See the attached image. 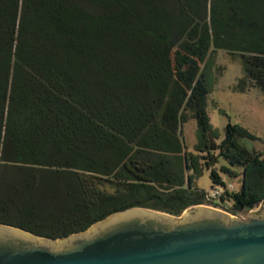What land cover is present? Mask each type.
Returning <instances> with one entry per match:
<instances>
[{"label": "trees", "instance_id": "trees-1", "mask_svg": "<svg viewBox=\"0 0 264 264\" xmlns=\"http://www.w3.org/2000/svg\"><path fill=\"white\" fill-rule=\"evenodd\" d=\"M106 34L108 71L93 48ZM218 49L242 62L235 89L264 91V0H0V223L60 238L131 207L181 215L207 203L238 214L264 201V152L245 142L259 137L229 121L217 142L210 124ZM24 52L41 112L72 114L71 97L78 98L71 92L79 77L65 66L56 76L52 56L87 80L69 134L68 125L44 123L43 131L27 124L9 136L14 69ZM192 118L196 152L184 135ZM205 168L212 188L226 187L218 200L194 184ZM220 171L241 176L240 188Z\"/></svg>", "mask_w": 264, "mask_h": 264}, {"label": "water", "instance_id": "water-1", "mask_svg": "<svg viewBox=\"0 0 264 264\" xmlns=\"http://www.w3.org/2000/svg\"><path fill=\"white\" fill-rule=\"evenodd\" d=\"M260 204L248 218L205 204L181 215L131 207L60 238L0 223V264H264Z\"/></svg>", "mask_w": 264, "mask_h": 264}, {"label": "rangeland", "instance_id": "rangeland-1", "mask_svg": "<svg viewBox=\"0 0 264 264\" xmlns=\"http://www.w3.org/2000/svg\"><path fill=\"white\" fill-rule=\"evenodd\" d=\"M42 1L47 2L48 0ZM200 9H202L201 6L198 11H200ZM33 24L34 20L29 24V28H33ZM24 31H26V28ZM24 31L22 32V37L24 35ZM107 35L109 36V34L95 36L93 38V48H97L96 51L99 55L98 58L105 65V70L108 71L113 64V57L109 49V42H107ZM215 55L216 64L210 74L209 82L211 91L208 95L207 101V111L211 127L216 135L215 140L220 142L224 138L227 123L231 121L232 123H239L243 125L259 137L257 140L246 139L245 142L250 148L262 150L264 152V91L257 87H251L246 91H239L235 89V85L238 80L244 75L243 65L240 58L238 56L231 55L228 51L223 49L215 51ZM52 58L56 76L58 74L64 75L65 66L67 67L66 70H68L70 76H73V78L79 77L78 87H75V90L71 92V96L78 97H71L73 103L75 104L72 114L68 113V111L63 112L56 107H52V109L47 112H44L43 106L42 112L38 110V108L41 107L42 102H39V100L37 101L35 92H32L29 87L32 81L37 83L35 80L37 78L28 70L24 52L23 57L17 59L14 69L8 122V130H11L9 136L17 138L19 135L18 131L22 130V127L24 128L27 124L28 125L26 127H32L35 130L41 129L43 131L41 126H43L44 123H49V127L52 125L55 129L62 128V130L63 125H68L64 133L66 134V132H68L69 134V131H67L68 128L72 127V125H75L77 122V117L80 112L79 97L84 94L88 87V82L84 79L80 72H77V70L74 69L73 65H68V63L63 59L60 61V59L57 60L54 56H52ZM96 69L98 68H93V70ZM55 74L53 75L54 77ZM49 76L47 77V80H53V76ZM37 87L38 89L41 88L39 85ZM69 87L71 90L73 89L72 86L69 85ZM184 135L187 149L189 151L196 152L195 145L198 141V123L195 118L190 119L185 124ZM23 159L25 162L33 161L26 157ZM225 163V160L220 158L216 163V166L220 170L221 166ZM221 174L224 179L228 183H232L236 189L240 188L242 183L241 176H230L223 172H221ZM194 184L198 188L210 191L213 185L210 177V169L205 168L202 172L195 174ZM205 205L214 206L213 204L207 203ZM221 206L223 207V205ZM222 207L218 208L227 211ZM260 207L261 204L259 203L256 207L250 210H245L234 215L241 218H248L251 210H259Z\"/></svg>", "mask_w": 264, "mask_h": 264}, {"label": "built area", "instance_id": "built-area-1", "mask_svg": "<svg viewBox=\"0 0 264 264\" xmlns=\"http://www.w3.org/2000/svg\"><path fill=\"white\" fill-rule=\"evenodd\" d=\"M232 185H228L227 187H231ZM226 190V187L223 186V185H218V186H215L214 188H212L208 194V199L210 200H218L222 195L223 193L225 192Z\"/></svg>", "mask_w": 264, "mask_h": 264}]
</instances>
